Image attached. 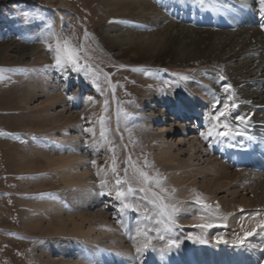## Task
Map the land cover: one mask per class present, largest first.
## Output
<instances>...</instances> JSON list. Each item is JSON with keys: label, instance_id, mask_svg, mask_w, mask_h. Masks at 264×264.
<instances>
[{"label": "rangeland", "instance_id": "rangeland-1", "mask_svg": "<svg viewBox=\"0 0 264 264\" xmlns=\"http://www.w3.org/2000/svg\"><path fill=\"white\" fill-rule=\"evenodd\" d=\"M60 1L0 0V133H5L0 135V264H61L62 258L97 264L94 257V261L89 262L87 257L83 259L77 245H82L91 258L94 249L101 246L99 242L53 238L38 229L26 230L31 221L39 218L37 209H42L41 204L62 202L70 207V200L79 199L84 191L76 186L67 187L65 178H61L55 169L57 165H50L46 156L66 154L81 158L78 170L85 172L83 179L85 184L91 183L90 195L96 201L92 210L109 214L112 223L118 221V215L117 218L110 216L116 217L117 208L113 203L116 191H126L128 187L126 184L118 187L117 177L124 180L127 168V178L138 189L144 185L132 181L134 169L131 165L135 164L149 175L158 173L163 180L162 187L167 190L165 193H160L153 185L147 194L137 192L134 200L127 201L139 206V211L131 212L139 214L146 227L153 224L148 231L154 244L165 240L156 238L155 229L161 227L155 223L159 217L153 206L146 202L154 199L152 193L162 196L164 203L176 208L183 202L198 204L202 213L199 219L204 222L218 215L219 206L215 201L204 200L197 190L186 193L187 198L178 194L169 180L168 171L150 149V138L137 116L138 107L143 106L139 100L142 94L157 98V102L145 101L146 107L142 109L147 114L166 111L172 102L186 98L190 77L209 68L168 57L166 53L142 60L140 53L130 52L119 57L116 50H111L114 59L102 52L93 36L110 37L121 32L136 35L134 33H149L155 29L140 21L115 18L109 12L107 0H66V6ZM240 2L212 0L204 9L217 11L219 7L241 5ZM254 2L260 9L258 0ZM156 7L161 13L167 11V5ZM58 16L62 19L60 25L57 24ZM164 17L170 19L167 13ZM56 39L67 40L77 52V62L82 66L79 71L71 65L64 69L53 67L54 51H49L47 45L52 44L54 48ZM133 68L140 71H132ZM181 76L187 79H180ZM55 93L62 101L45 107L47 95ZM69 96L73 99L69 100ZM213 104L217 106V102ZM222 106L223 103L219 107ZM124 112L132 115L125 119ZM169 115L162 117L166 118L164 123L182 128L178 123L182 119L174 116L175 119H167ZM101 116L106 130L104 139L100 137ZM88 128L93 131H85ZM110 148L114 151H109ZM20 157L27 160L29 167H21L24 162ZM145 160L149 165L147 168L144 167ZM102 181L106 182L103 188ZM102 192H110V195H101ZM197 197L201 202H197Z\"/></svg>", "mask_w": 264, "mask_h": 264}, {"label": "bare ground", "instance_id": "bare-ground-1", "mask_svg": "<svg viewBox=\"0 0 264 264\" xmlns=\"http://www.w3.org/2000/svg\"><path fill=\"white\" fill-rule=\"evenodd\" d=\"M60 4L66 6V0H61ZM106 4L115 18L140 21L155 29L149 33H134L136 35L121 32L110 37L93 36L95 44L106 55L116 59L111 50H116L119 57L135 52L142 55V60H149L166 53L168 57L209 68L190 77L186 84V98L171 101L166 111L157 110V113L147 114L143 110L145 101H156L157 98L148 93L142 94L139 100L143 106L138 107L137 116L150 138V149L168 171L169 180L177 188L178 194L187 198L186 193L197 190L204 200L215 201L219 206L218 215L204 222L199 219L202 213L198 204L183 202L173 217L172 228V238L179 242V247L161 253L160 249L166 247L167 240L154 244L152 239L147 250L137 253L136 248L145 239L137 234V228L144 231L147 228L148 231L153 224L149 223V227H146L142 217L130 209H125L122 214V204L117 199L113 202L117 208L116 217L110 215L112 218L118 215L116 223L111 222L109 214L93 212L92 204L96 201L90 195L91 183L85 184V172L78 170L81 158L61 154L45 158L50 165H57L55 169L61 178H65L63 180L67 182V187L76 186L84 191L79 199L70 200V207L62 202L41 204L42 209H37L39 218L33 223L31 221L26 230L38 229L40 233L53 238L99 242L101 246L94 249L91 258L82 245H77L83 259L87 257L89 262L94 257L97 264H156L157 261L171 258L174 253L185 261L187 254L191 255V259L198 260L202 255H208L209 246L214 247L216 255L221 256L236 251L232 247L236 238L243 237L246 231H252L260 221H264V171L234 169L225 164L213 152L218 147L214 144L217 138L204 140L200 133L206 132L212 123L210 119L205 120V114L210 117L220 108L228 95L223 87L230 84L238 107L235 108L237 112L232 111L229 123L238 125L239 122L235 120L237 115L249 117L247 135L253 137L256 145L259 157L257 165L264 167V23L259 17L260 9L256 8L254 0H241V5L232 4L226 9L219 7L208 14H200L198 10L209 3L200 6L191 0H186L184 4L173 0H107ZM157 5H167V11H163L170 16L169 20L164 17L166 13L156 9ZM170 8L174 14L169 13ZM61 22L58 16L57 24ZM221 27L227 29H219ZM221 75L226 79L220 80ZM45 101L44 106L51 107L62 98L57 93L49 94ZM215 102H218L217 107L213 109ZM167 112L170 114L167 119H182L176 120L182 128L178 129L173 123H164L166 118L162 117L167 116ZM152 123L162 125L155 127ZM20 160L24 162L21 167H29L27 160L23 157ZM45 216L48 218L45 219ZM202 224H212L213 227H199ZM189 237H200L206 244ZM218 238L225 242L217 243ZM261 244H264V229L257 228L256 233L246 239L244 247L239 248L252 251ZM59 261L61 264H87L86 260L78 262L77 259L66 261L62 258Z\"/></svg>", "mask_w": 264, "mask_h": 264}, {"label": "snow or ice", "instance_id": "snow-or-ice-1", "mask_svg": "<svg viewBox=\"0 0 264 264\" xmlns=\"http://www.w3.org/2000/svg\"><path fill=\"white\" fill-rule=\"evenodd\" d=\"M178 3L184 4L186 0H177ZM193 4H197L200 6H204L205 4L209 3L210 0H191ZM260 5V14L262 19H264V0H258ZM262 27H264V24H262ZM55 33H53V36ZM49 51H54V64L53 67H56L57 69H64L66 66L71 65L73 66L74 70L79 71L81 69V65L77 62L78 54L75 50H73L69 42L67 40H64L61 42L60 39H56L55 46L53 48L52 44L47 45ZM132 71H140L138 68H133ZM180 79H187V77L181 76ZM226 79L223 75L220 76V80ZM223 91L228 94L226 99L223 102V106L220 107L218 110L214 112L210 117L208 114H205V120H211L212 123L210 126L207 127L206 132H201L200 136L204 140H209L210 137L216 138L219 137L222 140L223 139H235L236 137H246L248 140H252L253 137L247 135L250 119L247 116L244 115H237L235 116V120L239 122L238 125L232 126L229 123V117L232 113V111L238 107L236 100H235V94L232 90V87L230 84H226L223 87ZM69 100H72L73 97L69 96ZM91 100L92 98L89 97ZM218 103V102H217ZM105 104H107V101H105ZM213 109H216V104H213ZM106 111V109H105ZM119 115V113H118ZM124 118L127 119L132 114L128 112L123 113ZM100 124H101V131H100V137L102 139L105 138L106 130L104 127V117H100ZM222 129V130H221ZM85 131L92 132L93 129L88 128L85 129ZM0 135H5V133H0ZM243 146V145H241ZM109 151H114V149H109ZM129 157V161H130ZM93 165H95V161L92 162ZM127 163V161H126ZM134 169L132 181H134L137 184L144 185L140 188H134L132 182L127 178V172L128 169H125V179L121 180L119 177H117L115 183L116 185L122 186V185H128L127 190H117L116 191V199L121 201L122 208L121 213L123 214V211L125 209H130L133 211H139V206L134 203H129L130 199L134 200L136 198V193H144L147 194L148 188L151 186H155L160 189V193H165L167 190L162 187L163 180L160 178L159 174L156 173L155 175H149L148 172L144 171L141 168H137L135 164L131 165ZM148 162L145 160L144 167L147 168ZM112 171L115 173L116 168L113 167ZM99 175V172L97 173ZM106 182H101V187H105ZM174 191V190H173ZM110 195L109 193L102 192L101 195ZM152 196L154 199L146 200L147 203L151 204L153 206V210L156 212V215L159 217L156 219L155 223L156 225H161V227H156V238L163 241L167 240V244L165 248H161V253L167 251H170L174 247H179V242L172 238V228L174 226V215L178 211V209L174 205H169L164 203L163 197L158 195L157 193H152ZM146 199V195H145ZM197 202H201L200 198L197 197ZM205 208H208V205H204ZM147 209H145V217H147ZM203 219V217H202ZM201 228H211L213 227L212 224H202L199 225ZM257 228L264 229V221H260V223L252 229L250 232H245L243 237L238 236L235 241V246L237 247H243L245 245V241L248 237L252 236L254 233H256ZM137 234L139 236H143L145 239L144 241L136 248L137 253H142L145 250H147L151 246L152 237L149 233V231L141 230L140 228H137ZM167 234V235H165ZM189 239H195L198 240L200 243H205L206 241L203 240L200 237H189ZM225 241H222L220 238L217 239V243H222ZM153 250H155L153 248Z\"/></svg>", "mask_w": 264, "mask_h": 264}]
</instances>
